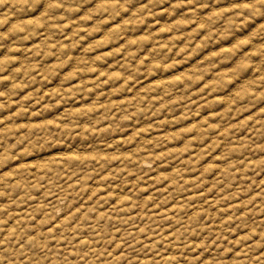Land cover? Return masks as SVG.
I'll list each match as a JSON object with an SVG mask.
<instances>
[{"label":"rangeland","instance_id":"obj_1","mask_svg":"<svg viewBox=\"0 0 264 264\" xmlns=\"http://www.w3.org/2000/svg\"><path fill=\"white\" fill-rule=\"evenodd\" d=\"M0 264H264V0H0Z\"/></svg>","mask_w":264,"mask_h":264}]
</instances>
